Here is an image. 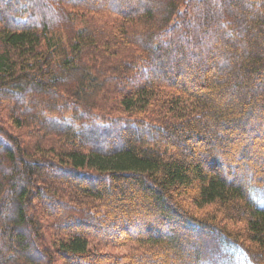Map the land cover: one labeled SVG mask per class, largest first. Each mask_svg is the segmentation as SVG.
<instances>
[{"label": "trees", "instance_id": "obj_1", "mask_svg": "<svg viewBox=\"0 0 264 264\" xmlns=\"http://www.w3.org/2000/svg\"><path fill=\"white\" fill-rule=\"evenodd\" d=\"M18 1L0 264H263L264 0Z\"/></svg>", "mask_w": 264, "mask_h": 264}, {"label": "rangeland", "instance_id": "obj_2", "mask_svg": "<svg viewBox=\"0 0 264 264\" xmlns=\"http://www.w3.org/2000/svg\"><path fill=\"white\" fill-rule=\"evenodd\" d=\"M15 1V3H18L19 1L18 0H14ZM99 134H101V133H99ZM101 135H103V134H101ZM111 135V137L109 138V140L110 141H117V136L115 135V134H110ZM242 135L243 136H245L246 138H247V136H246V134H245V132L244 133H242ZM98 137V136H97ZM100 139H102V137L100 138ZM121 142V141H120ZM242 142V141H241ZM119 143V142H118ZM113 144V143H112ZM241 171V174H239V176H242V179H241V177H238V180H237V184H242L243 185V181L246 179V174H247V172H246V169L245 168H243L242 167V169L240 170ZM248 175V174H247ZM249 177H251V175H249ZM250 181H252V180H254V179H249ZM241 185V186H242ZM189 203H193L192 201H188ZM136 205H137V208L139 209V210H143V208H144V205H145V203L144 202H136L135 203ZM243 221V220H242ZM239 226H242V228L243 227H246V225H245V222H240L239 224H238ZM237 226V225H236ZM235 229V228H234ZM234 233H236L237 234V231H234ZM47 234H49L50 235V233H49V230H48V232H47ZM240 238H241V240H242V242L245 244V245H249L250 247H252L253 245H251L252 243H248V238L247 237H245L244 238V235L243 234H240L239 233V235H238ZM110 239V238H109ZM215 242H216V244L218 243V238L217 239H213ZM97 243H99V242H96V241H94V242H91L90 244H91V247H90V249H91V251H93L94 253H102L101 252V250H98L97 248H95V246H97L98 244ZM98 246H100V249H102L104 252H108V253H110V254H112V256H117V255H122V253H124V252H126V251H128L129 249H124V248H122V247H115V246H113L112 244H106V245H101L100 243H99V245ZM254 249V248H253ZM57 264H63V263H58L57 262ZM264 264V263H263Z\"/></svg>", "mask_w": 264, "mask_h": 264}]
</instances>
